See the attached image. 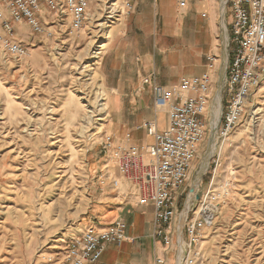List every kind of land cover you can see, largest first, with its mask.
Here are the masks:
<instances>
[{"label":"rangeland","instance_id":"374dc122","mask_svg":"<svg viewBox=\"0 0 264 264\" xmlns=\"http://www.w3.org/2000/svg\"><path fill=\"white\" fill-rule=\"evenodd\" d=\"M125 1L100 0L107 12L117 3L114 14L88 18L78 31L48 13L42 34L26 23L22 32L16 26L12 39L29 53L22 62L0 42V264H68L67 250L82 225H110L109 214L121 202L117 198L125 196L124 190L102 184L107 170L113 178L118 172L104 150L108 110L101 113L95 104L96 91L107 104L99 61L125 15ZM98 4L91 7L92 17ZM104 22L110 26L108 39L99 28ZM228 39L229 29L219 38L223 63L231 56ZM95 52H101L99 59L92 58ZM83 96L96 109L85 131ZM221 142L207 127L179 200L181 211L188 193L206 197L209 187L212 206L226 200L202 230L194 264H264V83L230 140ZM215 157H220L217 168ZM199 202L191 201L193 213Z\"/></svg>","mask_w":264,"mask_h":264},{"label":"built area","instance_id":"2783aa9c","mask_svg":"<svg viewBox=\"0 0 264 264\" xmlns=\"http://www.w3.org/2000/svg\"><path fill=\"white\" fill-rule=\"evenodd\" d=\"M132 1H125V12ZM190 1L196 0H179V5L186 8ZM95 3H100V0H0V42L4 51L16 60L24 61L28 57V50L12 39L16 26L26 23L33 32L42 34V20L48 13L52 19L63 24L69 20L72 28L78 31L86 26ZM219 3L225 33L228 32L225 17L229 15L231 19L227 40L231 56L221 86V92L225 94L221 101L225 107L221 112V122L215 129V135L223 145L230 140L264 83V0H219ZM51 35L48 33V36ZM154 79L151 75L143 78L142 83L151 86L155 107L167 111L168 127L165 131H159L154 121L144 125L148 134L155 139L154 145L146 151L148 161L134 149L113 147L111 139L107 138L104 150L118 174L113 178L108 176L110 172L107 170L102 184L109 183L117 192L124 190L123 195L137 206H152L153 238L162 241L168 249L173 246L177 248L176 264H194L199 257L196 245L202 230L212 225L226 202L223 200L212 206L210 200L213 193L209 187L206 197L191 199L202 202H199L198 210L194 213L192 204L189 205L181 227L190 193L186 195V203L181 211H178L179 200L209 127L206 119L213 117L208 96L211 79L206 74L192 82H184L183 88H190L198 94L186 100H175L177 91L158 85ZM213 163L217 168L220 157H215ZM126 229L127 224L117 220L106 233L97 234L88 230L71 243L67 250V263L98 262L108 245L121 246L127 241ZM173 231H176V243L172 241ZM180 236L186 241L184 257L180 255ZM156 262L166 264L161 258H157Z\"/></svg>","mask_w":264,"mask_h":264},{"label":"crops","instance_id":"0c3cea01","mask_svg":"<svg viewBox=\"0 0 264 264\" xmlns=\"http://www.w3.org/2000/svg\"><path fill=\"white\" fill-rule=\"evenodd\" d=\"M225 18L230 29V16ZM24 28L20 27L21 32ZM220 35L224 40L219 0L190 1L186 8L180 7L179 0H133L99 61L108 105L105 139H111L113 147L134 149L149 160L146 151L155 139L144 125L154 121L159 131L168 127L167 111L155 107L151 86L142 83L151 75L158 85L177 91L175 100H186L198 94L183 88V83L207 74L212 104L225 77ZM119 198L121 202L109 214L110 225L85 223L76 238L88 230L106 233L122 220L127 224V241L108 245L98 262L86 264H157V258L174 264L175 247L168 249L153 238L154 208Z\"/></svg>","mask_w":264,"mask_h":264},{"label":"bare ground","instance_id":"6f19581e","mask_svg":"<svg viewBox=\"0 0 264 264\" xmlns=\"http://www.w3.org/2000/svg\"><path fill=\"white\" fill-rule=\"evenodd\" d=\"M103 1V0H102ZM94 7V6H93ZM92 7V8H93ZM117 7V3H115L113 5V11H115V8ZM117 9V8H116ZM95 15L94 17L92 16H89V19L92 21L94 20L96 17H101V15L103 14V12L105 14H114L112 12H107L108 11V8L105 9V5L101 2L100 4H98L96 7H95ZM121 11V10H120ZM91 17V18H90ZM114 17L116 16H109L107 17V19H113ZM109 21V23H112V21ZM96 22V21H95ZM100 25V24H99ZM100 28V32H104L103 34V37L105 39H108L109 38V35H110V32L107 31V29L110 28V26H107V23H101V25L99 26ZM224 28V27H223ZM225 31V30H224ZM91 35V34H90ZM92 46V48L95 46V43L92 42L90 44ZM105 45L103 46H100L99 49H102ZM89 48V47H88ZM99 55H101V52H95V54L92 56L93 59H99ZM227 57V56H226ZM228 59V58H227ZM225 64L227 65V62L225 61ZM224 64V65H225ZM91 65V64H90ZM225 65V67H226ZM90 67L89 65L85 66L84 67V70H88L87 72H89L88 74V81H91V83H88V84H92L93 83V77H92V72L90 70ZM225 67L223 66V71L225 72ZM93 70V69H92ZM89 86V85H88ZM91 87V86H89ZM90 89V88H89ZM95 95V94H94ZM221 97H223V92H219L217 95H216V98L214 100V102L211 104V111L213 113V118H212V121L211 123L209 124V127L210 129L215 133V129L218 127L219 125V122H220V117H221V112H222V101H221ZM80 100H83L84 102L86 101L87 104H83V108H84V116L82 117V122H83V125H82V130L85 131L86 129H88V125H90L93 121V117H94V114L96 113V109H93L91 106H90V102L88 101V98H86L85 96L83 97H80ZM93 101V100H92ZM104 101V98H103V94L101 91H96V98H95V104L97 105V109L99 110V112L101 113H104L105 111H107V104L103 102ZM219 120V122L217 121ZM98 129L100 130V127H98ZM97 129V130H98ZM101 133V132H99ZM193 191V190H192ZM192 193V192H191ZM191 193L189 194V203H187V206H186V209L183 213V221L181 223V227L183 226V223L185 221V215L186 213L188 212V207L189 205L191 204V199L193 198H196V194H193V196L191 195ZM172 241L173 243H176V231H173V235H172ZM186 241L182 239V236H180V240H179V249H180V255L182 257H184V250H185V247H186Z\"/></svg>","mask_w":264,"mask_h":264}]
</instances>
